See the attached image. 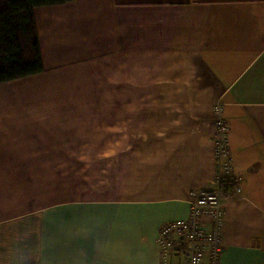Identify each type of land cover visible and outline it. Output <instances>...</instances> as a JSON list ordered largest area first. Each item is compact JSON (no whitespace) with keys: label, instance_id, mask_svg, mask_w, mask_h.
Listing matches in <instances>:
<instances>
[{"label":"crops","instance_id":"1","mask_svg":"<svg viewBox=\"0 0 264 264\" xmlns=\"http://www.w3.org/2000/svg\"><path fill=\"white\" fill-rule=\"evenodd\" d=\"M33 19L43 71L0 84V225L29 220L36 245L0 264H158V227L211 187L216 100L241 190L220 264H264V0H74Z\"/></svg>","mask_w":264,"mask_h":264},{"label":"built area","instance_id":"2","mask_svg":"<svg viewBox=\"0 0 264 264\" xmlns=\"http://www.w3.org/2000/svg\"><path fill=\"white\" fill-rule=\"evenodd\" d=\"M219 100L212 105L215 173L211 187L188 192L189 212L185 219L172 220L157 229L158 264H220L225 226L224 203L241 192L233 188L232 158L228 127L222 119Z\"/></svg>","mask_w":264,"mask_h":264},{"label":"trees","instance_id":"3","mask_svg":"<svg viewBox=\"0 0 264 264\" xmlns=\"http://www.w3.org/2000/svg\"><path fill=\"white\" fill-rule=\"evenodd\" d=\"M74 0H7L0 9V84L43 71L33 10Z\"/></svg>","mask_w":264,"mask_h":264},{"label":"rangeland","instance_id":"4","mask_svg":"<svg viewBox=\"0 0 264 264\" xmlns=\"http://www.w3.org/2000/svg\"><path fill=\"white\" fill-rule=\"evenodd\" d=\"M61 176H55L54 182L61 180ZM41 192H23L20 200L25 202H31V200H37V197L43 196ZM14 201V200H13ZM18 201V195L17 200ZM61 204L57 203L56 205ZM25 212V211H23ZM35 233L31 228L29 220L23 219L22 222L16 220L3 225H0V249L8 250L12 254L27 253L35 249L36 241L34 237ZM17 250V251H16Z\"/></svg>","mask_w":264,"mask_h":264}]
</instances>
